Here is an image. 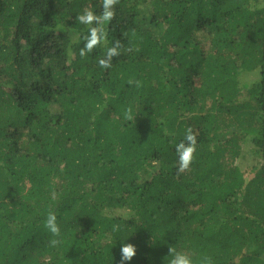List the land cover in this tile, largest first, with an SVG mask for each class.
Returning <instances> with one entry per match:
<instances>
[{
  "label": "trees",
  "instance_id": "trees-1",
  "mask_svg": "<svg viewBox=\"0 0 264 264\" xmlns=\"http://www.w3.org/2000/svg\"><path fill=\"white\" fill-rule=\"evenodd\" d=\"M101 4L0 0V264H264V0H119L82 58Z\"/></svg>",
  "mask_w": 264,
  "mask_h": 264
},
{
  "label": "clouds",
  "instance_id": "clouds-1",
  "mask_svg": "<svg viewBox=\"0 0 264 264\" xmlns=\"http://www.w3.org/2000/svg\"><path fill=\"white\" fill-rule=\"evenodd\" d=\"M119 3V0H102L101 12L99 15L91 11L90 9H85L81 14L76 17V20L85 26H88L87 35L83 37L85 43L83 48L80 49L79 55L83 58L93 50L101 46L107 39V33L105 31V25L110 23L115 18V7ZM122 45L119 40L106 49L105 55L98 59V64L103 69H109L112 66V60L114 57L120 55V49ZM129 85H134L137 88L142 87V82L135 79H130L128 81ZM124 119L127 121H133L136 119L134 117L131 107L125 109ZM196 135L191 128H188L185 132L184 139L181 140L175 146V152L177 156L176 161V171L177 176L188 171L194 160L196 152ZM43 227L50 233L53 237L49 240L50 247L58 246L61 241L57 239L60 236V227L57 223L56 214L49 211ZM121 230V225L114 224L112 226L113 232H119ZM120 261L119 264H129L130 261L136 256L137 249L134 245L130 243L121 244L120 249ZM164 264H197L193 259V255L186 251H178L175 246L168 247V255L163 258ZM198 264H213L211 257L202 256L199 258Z\"/></svg>",
  "mask_w": 264,
  "mask_h": 264
}]
</instances>
